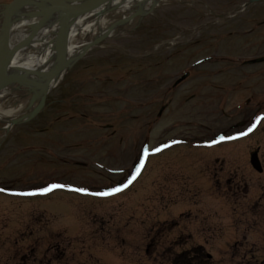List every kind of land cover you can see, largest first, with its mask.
I'll use <instances>...</instances> for the list:
<instances>
[{
    "label": "rangeland",
    "instance_id": "rangeland-1",
    "mask_svg": "<svg viewBox=\"0 0 264 264\" xmlns=\"http://www.w3.org/2000/svg\"><path fill=\"white\" fill-rule=\"evenodd\" d=\"M245 1L161 0L142 20H157L170 36L177 29L160 47L166 62L158 81L136 85L139 77L143 80L136 71L144 68L133 65L137 58L152 60L154 44L169 34L134 30V19L73 62L37 115L10 127L0 144V187L13 192L0 193V264H168L172 253L197 243L212 254L214 264H264V105L250 137L207 149L197 146L201 137L191 143L193 136L207 133L206 117L212 127L230 126L246 112L206 115L203 98L214 94L215 78H201L203 65L193 62L209 56L208 73L217 64L225 71L221 83L233 76L244 94L240 91L252 80L258 97L264 94V64L240 65L264 55V25L247 31L252 19L264 18V0L243 9ZM121 15L106 13L107 25ZM189 69L192 76L167 92L164 87ZM252 70L257 79H241ZM10 88L15 92L0 100L2 108L20 104L19 94L25 95L23 101L32 97L18 84ZM237 91L223 94L237 98ZM168 98L170 105L158 118L156 111ZM257 113L231 127L233 132ZM4 125L0 121V138ZM105 125L113 129L99 128ZM165 141L179 144L150 154L125 192L101 194L132 173L142 145L152 151ZM254 150L261 173L250 164ZM214 157L219 158L209 160ZM52 181L97 196L63 187L44 197L18 191Z\"/></svg>",
    "mask_w": 264,
    "mask_h": 264
},
{
    "label": "bare ground",
    "instance_id": "bare-ground-1",
    "mask_svg": "<svg viewBox=\"0 0 264 264\" xmlns=\"http://www.w3.org/2000/svg\"><path fill=\"white\" fill-rule=\"evenodd\" d=\"M69 4L84 5L90 0H64ZM161 0H107L98 5L95 9H91L86 13L67 20L66 23H59V19L51 18L50 16L43 20L40 28L37 27V32L32 33L33 26L39 19V12L49 7L51 0H25L23 4L17 6L13 10L12 23L9 28L8 41L10 46L24 43L18 50H13L14 54L8 58L4 66V76L19 74L30 82L26 83L34 88L37 93L42 92L43 85L49 87L55 86L62 74L56 79H49L54 76V71L58 65V39L61 41L60 48L63 52V69L60 73L69 68L71 64L82 54L84 50H91L95 46L93 43L98 36L108 35L113 36L120 24L124 20L111 22L107 25V18L104 17L109 11H120L123 16L133 12L143 14L151 6L158 5ZM2 31L0 32V35ZM31 39L25 42L28 36ZM83 35H89V38L80 40ZM55 38L57 40H55ZM78 38V39H77ZM8 47V48H9ZM38 83V87L36 85ZM51 83V84H50ZM13 89L0 88V100L8 96ZM23 94H19L20 104L13 107L2 108L0 106V121L10 122L11 117H17L24 112ZM128 189V188H127ZM126 189V190H127Z\"/></svg>",
    "mask_w": 264,
    "mask_h": 264
},
{
    "label": "water",
    "instance_id": "water-1",
    "mask_svg": "<svg viewBox=\"0 0 264 264\" xmlns=\"http://www.w3.org/2000/svg\"><path fill=\"white\" fill-rule=\"evenodd\" d=\"M107 0H90L87 4L84 5H76V4H69L67 2H65L64 0H51L52 4L47 7L46 9H44L43 11L39 12V19L37 21V23L33 26V30L32 33L37 32V27H40V24L43 22V20L47 19L49 16L51 17L53 14H57V16H59V23L64 24L66 23L67 20H70L72 18H75L77 16H79L82 13H86L88 11H90L91 9H95L98 5L104 3ZM25 2V0H13L11 1L8 5H6L5 8V14H4V19H3V27H4V32L2 34V37L0 39V88L8 83H29L30 80L24 78L21 75H9V76H4V66L6 61L8 60V58L11 56V54L13 53V50L18 49V46H22L24 43L22 44H18L17 46H15L13 49H11V51H9L8 49V30H9V26H10V15L12 14L13 10L17 7L20 6L21 4H23ZM29 39H31V35L28 36V38L26 39L25 42L29 41ZM57 40V39H56ZM99 40V38H96V40L93 42H97ZM60 43L61 41L58 39V44H57V51H58V65L54 71V76L59 73L61 71V69H63L64 65H63V52L60 48ZM91 43V44H93ZM54 76H52L49 79V82H51V80L54 78ZM36 85L38 86V83H36ZM47 85H43V90H42V101L41 104L43 102L44 99V93L47 89L46 87ZM41 105H39V107H37L31 114L34 115L35 113L38 112V110L40 109ZM250 162L253 165L254 168H256L258 171H261V166L259 164V161L257 159V156L255 153H253L251 155L250 158Z\"/></svg>",
    "mask_w": 264,
    "mask_h": 264
},
{
    "label": "trees",
    "instance_id": "trees-1",
    "mask_svg": "<svg viewBox=\"0 0 264 264\" xmlns=\"http://www.w3.org/2000/svg\"><path fill=\"white\" fill-rule=\"evenodd\" d=\"M171 264H211V260L202 247L196 246L175 254Z\"/></svg>",
    "mask_w": 264,
    "mask_h": 264
},
{
    "label": "flooded vegetation",
    "instance_id": "flooded-vegetation-1",
    "mask_svg": "<svg viewBox=\"0 0 264 264\" xmlns=\"http://www.w3.org/2000/svg\"><path fill=\"white\" fill-rule=\"evenodd\" d=\"M150 30H153L155 29L154 27L150 26L149 28ZM159 62L156 61L155 62V65H157ZM218 88H222L221 86H219ZM253 94H250L249 97H246L245 98V104H246V107L244 108L246 112H250L252 110V106L257 102H259L258 98L252 96ZM227 103V100L225 98H218L217 99V106L220 107V108H223ZM254 103V104H253ZM231 107V105L229 106V108ZM217 160V158H215Z\"/></svg>",
    "mask_w": 264,
    "mask_h": 264
},
{
    "label": "snow or ice",
    "instance_id": "snow-or-ice-1",
    "mask_svg": "<svg viewBox=\"0 0 264 264\" xmlns=\"http://www.w3.org/2000/svg\"><path fill=\"white\" fill-rule=\"evenodd\" d=\"M251 131V129H249ZM228 139H231L232 137H227ZM221 139H225V137H221ZM134 178V177H133ZM131 181H129L130 183ZM51 187H64V185H52ZM124 187H127V185H124ZM50 189H41V191H49ZM75 191H86L85 189H75ZM112 191H120L119 188L113 189ZM102 195H106L108 193H101Z\"/></svg>",
    "mask_w": 264,
    "mask_h": 264
}]
</instances>
